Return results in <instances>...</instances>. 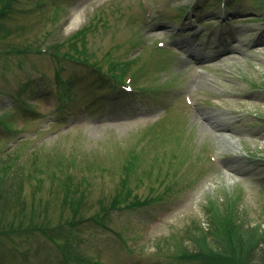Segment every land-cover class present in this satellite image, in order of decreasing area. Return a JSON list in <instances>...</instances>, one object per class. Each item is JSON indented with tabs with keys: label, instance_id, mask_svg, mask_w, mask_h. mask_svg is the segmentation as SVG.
Returning <instances> with one entry per match:
<instances>
[{
	"label": "rangeland",
	"instance_id": "1",
	"mask_svg": "<svg viewBox=\"0 0 264 264\" xmlns=\"http://www.w3.org/2000/svg\"><path fill=\"white\" fill-rule=\"evenodd\" d=\"M220 1L13 0L0 264H204L195 227L264 228V0Z\"/></svg>",
	"mask_w": 264,
	"mask_h": 264
},
{
	"label": "trees",
	"instance_id": "2",
	"mask_svg": "<svg viewBox=\"0 0 264 264\" xmlns=\"http://www.w3.org/2000/svg\"><path fill=\"white\" fill-rule=\"evenodd\" d=\"M12 2L13 0L2 2L0 7L1 18L8 12ZM59 83H61L60 79L57 80V84ZM71 87L72 83L70 81H68V84H64L61 95L63 92L67 93V90L69 92ZM2 197L3 194H0V198ZM119 198L120 195L118 194L113 197L116 203L110 205V210L115 209ZM72 209H75L73 215L77 217L76 215L79 212L76 209V204H72ZM100 212H105V210H100ZM101 215L105 214L102 213ZM229 217L223 218L224 221L218 220L217 222L210 218L206 231L195 227L197 235L188 237L195 246L188 260L204 264H264V228L253 226L244 228L235 219ZM34 219V211L32 210L29 216L30 225H33L32 221ZM39 231L45 234L47 228L41 226Z\"/></svg>",
	"mask_w": 264,
	"mask_h": 264
}]
</instances>
